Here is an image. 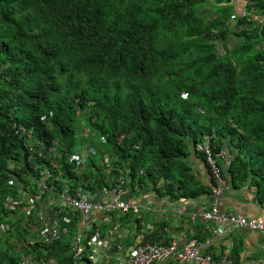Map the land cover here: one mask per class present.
Wrapping results in <instances>:
<instances>
[{
	"label": "trees",
	"instance_id": "trees-1",
	"mask_svg": "<svg viewBox=\"0 0 264 264\" xmlns=\"http://www.w3.org/2000/svg\"><path fill=\"white\" fill-rule=\"evenodd\" d=\"M231 2L0 0V264H23L30 254L36 263L72 260L69 235L25 244L35 237L19 211L29 197L4 207L27 174L9 169L25 150L15 123L48 144L60 140L72 187L90 177L106 185L105 166L96 164L108 154L113 176L171 199L212 193L216 177L194 144L214 135L222 176L254 187L264 204V51L256 45L264 27L238 33L244 20L228 22ZM251 6L264 14V0ZM79 143L98 152L85 171L69 161ZM222 150L232 157L228 169ZM195 159L209 183L193 170ZM144 241L171 240L154 230Z\"/></svg>",
	"mask_w": 264,
	"mask_h": 264
},
{
	"label": "built area",
	"instance_id": "built-area-1",
	"mask_svg": "<svg viewBox=\"0 0 264 264\" xmlns=\"http://www.w3.org/2000/svg\"><path fill=\"white\" fill-rule=\"evenodd\" d=\"M213 141L214 135H206L203 142L195 143V149L205 152L217 184L213 187L209 206L198 208L190 216L192 221L201 219L217 225L228 223L229 226L226 228L216 227L213 231L215 238L200 240L198 237H192L184 243H180L177 239H173L168 243L143 242L140 239L136 241L135 245L125 247L120 241L123 238L120 229L113 228L105 231H102L99 227L97 230L96 227L92 229L93 223L91 221L94 219V209L114 210L120 214H128L130 212L138 214L144 208L138 201L120 198V195L125 194L127 191L124 189V180L116 178L113 185L104 186L101 191L97 192L99 193L97 195L96 192L94 193L95 197L104 196L107 199L96 203L94 206L91 202L88 203L86 201L85 198L88 195H80V192L70 193V187L65 188L64 191L56 188L54 192L58 195L51 197L39 218L30 224V230L35 237L26 241L27 245L41 244L52 240H64L72 232L71 225L75 223L76 229H74L73 235L70 237L69 251L72 260L69 264H158L159 262L173 259L179 262H192L195 264H224L225 261L216 259L212 252H204L202 250L214 244L217 237L227 232L230 233L234 227H245L264 233V221L256 217H249L222 209L221 197L227 189V181L222 176L216 159L212 154L211 144ZM217 156L226 158L225 150L217 153ZM114 194L117 198L111 199L110 196ZM137 199H140V197H137ZM161 199L164 198L161 197ZM183 199L184 197L178 199L177 202L179 203ZM146 208L153 210V208L148 206ZM154 209L158 211V207H154ZM184 211L183 208L176 206L178 215H183ZM77 212L84 220L72 221ZM84 223H87V228L80 230ZM39 262L37 263H56L55 258ZM23 263L37 264L31 254Z\"/></svg>",
	"mask_w": 264,
	"mask_h": 264
},
{
	"label": "clouds",
	"instance_id": "clouds-1",
	"mask_svg": "<svg viewBox=\"0 0 264 264\" xmlns=\"http://www.w3.org/2000/svg\"><path fill=\"white\" fill-rule=\"evenodd\" d=\"M178 1H183V0H178ZM252 2L253 0H232L231 2L235 7V11L231 13L228 22H231L232 24H236L238 23L239 18H242L244 20L243 23H241L235 29L238 33L242 32L243 30L249 32L258 30L260 32V30L264 27V14L255 7H252L251 6ZM237 40L238 39L236 38V36L231 40L232 46L237 43ZM256 45L259 49L261 48V50L264 51L263 35L260 36L259 42ZM183 95L187 96V93H184ZM13 128L15 129V133L21 136L25 150H23L22 153L20 154L14 153V157H16L17 159H13L9 169L11 171H16L18 175L20 174V172H23L24 170L27 172V174L25 180H21L20 178L18 179L20 181L19 184H21L23 187L16 194H10L5 198L4 207L10 209L11 206L12 208H14L13 205H16L24 197L31 198V195L33 194V198L31 200L30 199L25 200L26 204L24 207H22L23 210H19L24 212L26 218L30 220V224H32L39 218L43 210L48 205L51 197L58 195L57 193L54 192L56 188L64 191L65 188L70 187V191H69L70 193L80 192V195H88L85 199L88 203L91 202L93 206L98 202H103L107 200L106 198H104V196L95 197L94 193L96 192V195L99 194L97 192L101 191L104 186L109 187L113 185L115 179L119 178L118 176H113L111 170L112 168H116V167L114 166L115 164L110 159V156L108 154H105L96 164V166H105V169L102 171V173H106V175H104L107 178V181L105 182L106 185H102V186L96 185V179L90 177L88 180H85L84 182L78 181V185L72 187L70 181L67 178L65 181L63 179L64 170L62 169L61 159L63 158L64 152L59 149L60 140L57 138H53L52 142L48 144L45 138L35 135L34 132L29 131L28 127H26L22 123L19 124L15 123ZM85 132L88 133V130H86ZM203 141L204 139L201 142ZM79 144L81 145L83 150H80L77 145L76 150L70 154L69 161L75 164V168L77 170L85 171V163L87 157L89 155L90 157H92L93 155H96V153L98 154V152L96 151V147L94 146H87V145L83 146V143H79ZM194 148H195V144H194ZM18 158H21V160H18ZM222 159L224 161L223 166L226 169H228L230 167V162L232 157H230V155L227 153L226 158H222ZM12 184L13 182H11V185ZM229 185L230 183L227 181V189ZM245 186L253 189L254 191L253 194H251V192L250 194L252 196H255L257 200L256 191L254 187L248 184H245L242 187ZM124 189L127 192L125 194L120 195L121 199L138 201L143 205V200L141 199V196H143L145 193L139 194L137 196L140 197V199H137V197L135 198L133 196L135 190H133L129 186V182L124 184ZM212 194H213V189L210 196ZM110 198L114 199L117 198V196L114 194L111 195ZM12 210L18 211L17 209H12ZM94 211H95L93 213L94 219L91 221L93 223L92 229L96 227L97 230L99 227L102 231H105L107 229L117 228L120 229L122 235L125 234L126 232V229L123 228L124 219L129 220L132 215H136L135 213H131V212L128 214H120L118 211H114V210L105 211V210L94 209ZM140 214L141 212L137 214V217L139 218L136 220L137 222H140L141 219ZM76 220H84L82 217H80L79 212H77V214L74 216L72 221H76ZM4 227L5 226L3 224H0L1 232L3 231ZM71 227H72L71 228L72 232L69 233V236L73 235L74 229H76L75 223L71 225ZM85 228H87V223H84L80 230H84ZM154 230L158 231V228ZM154 230H151L150 232ZM254 231H258V230H254ZM122 237L123 238L120 240L121 242L125 238V236L123 235ZM144 238H145V234L144 236L141 237L139 236V238L136 239V241L142 239V241L145 242ZM136 241L133 243V245L136 244ZM160 242L164 243L163 241ZM25 244L27 245V243ZM125 247H129V246H125ZM226 261L227 259L225 260V262Z\"/></svg>",
	"mask_w": 264,
	"mask_h": 264
},
{
	"label": "crops",
	"instance_id": "crops-1",
	"mask_svg": "<svg viewBox=\"0 0 264 264\" xmlns=\"http://www.w3.org/2000/svg\"><path fill=\"white\" fill-rule=\"evenodd\" d=\"M192 164L193 170L200 175L205 183H209V174L203 160L195 159ZM253 189L250 187H235L229 185L226 192L221 197L222 209L242 213L246 216L256 217L264 220V204H259L252 196ZM158 197L155 192L147 190L141 199L144 208L140 214V222L136 215H132L129 220L124 219L123 228L126 229L125 238L122 240L125 246H132L139 236L158 228V233L170 240L177 239L184 243L192 237L200 240L214 237V230L220 226L226 228L228 223L216 224L206 222L201 219L191 220V213H195L200 207L209 206L211 202L210 194H202L196 198H184L179 203L178 199H171L166 196ZM146 206L153 208L149 210ZM176 206L183 208L184 214L178 215ZM158 207V211L154 209ZM146 208V209H145ZM195 211V212H194ZM154 213L157 216H149ZM146 216H148L146 218ZM192 221L193 223H190ZM145 240V238H144ZM202 251H210L220 260H226L225 264H264V233L242 227H234L230 233H224L215 239L214 244ZM158 264H195L192 262H179L176 259L162 261Z\"/></svg>",
	"mask_w": 264,
	"mask_h": 264
},
{
	"label": "rangeland",
	"instance_id": "rangeland-1",
	"mask_svg": "<svg viewBox=\"0 0 264 264\" xmlns=\"http://www.w3.org/2000/svg\"><path fill=\"white\" fill-rule=\"evenodd\" d=\"M211 6H212V4H211V2H209V3L207 4V7L210 8ZM78 148H79L80 150H83L80 144H78ZM148 189H149V188H147V185L144 186L142 189H138V188L136 187V188H135V193L133 194V196L136 198L139 194H144ZM32 198H33V194L31 195V198H29V199L31 200ZM149 216H157V215H155L154 213H151V214H149ZM147 217H148V216H146V218H147Z\"/></svg>",
	"mask_w": 264,
	"mask_h": 264
}]
</instances>
